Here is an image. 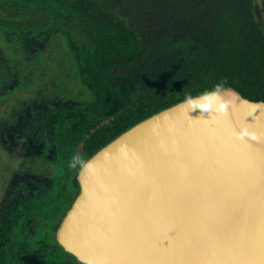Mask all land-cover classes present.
Listing matches in <instances>:
<instances>
[{"label":"water","instance_id":"1","mask_svg":"<svg viewBox=\"0 0 264 264\" xmlns=\"http://www.w3.org/2000/svg\"><path fill=\"white\" fill-rule=\"evenodd\" d=\"M138 123L78 175L56 233L82 264H264V102L233 88Z\"/></svg>","mask_w":264,"mask_h":264},{"label":"rangeland","instance_id":"2","mask_svg":"<svg viewBox=\"0 0 264 264\" xmlns=\"http://www.w3.org/2000/svg\"><path fill=\"white\" fill-rule=\"evenodd\" d=\"M254 13L264 31L263 0ZM140 54L93 0H0V264H77L42 228L70 200L77 143L133 99L115 70Z\"/></svg>","mask_w":264,"mask_h":264},{"label":"trees","instance_id":"3","mask_svg":"<svg viewBox=\"0 0 264 264\" xmlns=\"http://www.w3.org/2000/svg\"><path fill=\"white\" fill-rule=\"evenodd\" d=\"M93 1L140 42L138 59L115 70L133 82L135 94L125 109L94 125L74 148L70 200L42 228L54 241L80 193L78 175L84 164L138 123L205 91L233 88L248 100L264 102V31L256 20L255 0Z\"/></svg>","mask_w":264,"mask_h":264},{"label":"clouds","instance_id":"4","mask_svg":"<svg viewBox=\"0 0 264 264\" xmlns=\"http://www.w3.org/2000/svg\"><path fill=\"white\" fill-rule=\"evenodd\" d=\"M215 95L214 92H210V91H205L200 97L199 99L201 100V103L196 104L193 108L192 111L195 110H200V109H206L209 106L210 103V98L213 97ZM196 98H193L191 96H188L185 98V103L189 106H192L194 104V100Z\"/></svg>","mask_w":264,"mask_h":264}]
</instances>
